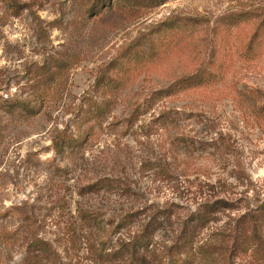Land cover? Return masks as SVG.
Instances as JSON below:
<instances>
[{"label": "rangeland", "instance_id": "obj_1", "mask_svg": "<svg viewBox=\"0 0 264 264\" xmlns=\"http://www.w3.org/2000/svg\"><path fill=\"white\" fill-rule=\"evenodd\" d=\"M109 1L0 0L3 100L31 95L34 69L52 56L71 63L39 115H8L0 100V264H99L81 208L96 211L114 245L128 235V227L115 229L132 211L159 207L177 221L214 195L235 202L233 216L264 203V36L249 54L251 25L214 30L221 16L264 0H169L147 10ZM175 17L212 24L155 29ZM144 34H151L143 43L152 53L134 62L127 49ZM116 60L118 86L94 89ZM213 60L223 64L220 80L154 95ZM92 91L107 100V117L102 126L84 124L92 126L88 142L57 157L55 171V131H76ZM104 180L100 190H84ZM228 220L222 215L215 227ZM167 234L159 230L155 241ZM35 237L51 245L48 254L33 248Z\"/></svg>", "mask_w": 264, "mask_h": 264}, {"label": "trees", "instance_id": "obj_2", "mask_svg": "<svg viewBox=\"0 0 264 264\" xmlns=\"http://www.w3.org/2000/svg\"><path fill=\"white\" fill-rule=\"evenodd\" d=\"M99 1L101 3L104 1V4L108 2L106 6L109 7V0ZM168 1L119 0L117 4L123 2L129 7L147 10L164 5ZM112 6L113 4L110 5ZM214 23V30L219 34L223 32L229 34L234 28L251 25L254 34L247 43L246 50L252 54L255 48L254 43L264 36V5L249 10L230 12ZM210 24L212 23L205 17H175L163 22L155 29L161 26H166L168 29H185L190 26L196 28ZM150 35H142L127 49L131 52L134 62L141 63L145 56H150L152 53L151 49L147 51L144 49L143 43ZM118 60L107 66L98 76L94 89L104 87L103 92L109 93L118 86L120 81L116 82L113 77V72L120 67L117 65ZM69 68L71 63L68 60L52 56L48 63L34 69L31 95L11 100H3L0 97L3 111L8 115H39L43 111L46 97L57 94L56 87L65 80ZM223 70V64L215 60L210 61L208 64H203L195 74L180 79L169 88L158 91L154 95L171 97L175 92L209 86L223 77ZM90 93L88 92L89 97L85 102L87 107L80 114L84 121L77 125L76 131L69 132L67 129L55 131L51 145L55 158L49 159L50 168L55 171L60 170V166L56 164L57 157L67 155L88 142L92 126L89 130L88 127H84V124L93 122V125L102 126L107 117L106 106L109 105H106L105 97L104 100H97L95 97L97 91ZM262 111L264 112V107ZM134 112L132 117L137 115V109ZM108 181L110 182V180H104L87 185L84 190L86 192L100 190L101 185ZM239 210L233 200L214 195L207 198L195 212L182 216L177 221L173 219L171 212L159 207L132 211L120 223H117L115 229V231H121L128 227V235L118 239L114 245H109L106 235H103L107 225L100 222L95 210L81 208L79 216L90 231L92 239L89 241V251L99 264H236L237 259L245 257L249 258V264H264V203L254 208L249 206L244 214L233 216ZM222 215H226L229 220L225 225L215 227ZM111 225H114L112 221L109 222V226ZM159 230L168 233L167 241H155ZM205 231L209 233L206 232V235H203ZM32 246L42 254H48L51 247L49 243L37 237L34 238Z\"/></svg>", "mask_w": 264, "mask_h": 264}]
</instances>
